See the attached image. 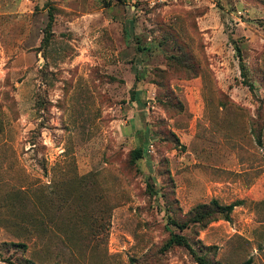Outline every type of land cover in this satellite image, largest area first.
<instances>
[{
	"label": "rangeland",
	"instance_id": "rangeland-1",
	"mask_svg": "<svg viewBox=\"0 0 264 264\" xmlns=\"http://www.w3.org/2000/svg\"><path fill=\"white\" fill-rule=\"evenodd\" d=\"M150 1L0 0V264H264V0Z\"/></svg>",
	"mask_w": 264,
	"mask_h": 264
},
{
	"label": "trees",
	"instance_id": "trees-1",
	"mask_svg": "<svg viewBox=\"0 0 264 264\" xmlns=\"http://www.w3.org/2000/svg\"><path fill=\"white\" fill-rule=\"evenodd\" d=\"M140 154H141V152H139ZM140 157V156H139ZM238 205V202H234V203H231V204H228V205H225V206H221V205H219L216 201H213L212 202V207H213V209H212V211H213V213H215V214H222V215H224V218L226 219V220H229V218H230V214H231V212L234 210V208L236 207ZM214 219H216V217L214 218ZM192 221H194V222H197V221H199V217L198 216H196L195 218H193V220ZM176 242H178V243H187L185 240H184V238H182V237H178V239H176L175 240ZM193 250V249H192ZM195 250H193V252H194ZM195 253V252H194ZM196 256V259H197V262H198V264H209L208 262H207V260H205V258L203 257V256H201V255H198L197 253L195 254ZM242 264H252V258H248L246 261H244Z\"/></svg>",
	"mask_w": 264,
	"mask_h": 264
},
{
	"label": "built area",
	"instance_id": "built-area-1",
	"mask_svg": "<svg viewBox=\"0 0 264 264\" xmlns=\"http://www.w3.org/2000/svg\"><path fill=\"white\" fill-rule=\"evenodd\" d=\"M208 0H151V5H167L172 2H182L188 8L199 7L205 4ZM153 147L151 146V150Z\"/></svg>",
	"mask_w": 264,
	"mask_h": 264
},
{
	"label": "crops",
	"instance_id": "crops-1",
	"mask_svg": "<svg viewBox=\"0 0 264 264\" xmlns=\"http://www.w3.org/2000/svg\"><path fill=\"white\" fill-rule=\"evenodd\" d=\"M121 26H122V25H121ZM122 29H123V28H122ZM118 32H119V33H118L117 35H121V30L118 31ZM129 46H130V49L132 50L134 44H133V43H130ZM119 47H120L121 49H120V50L118 49L116 52H120V51H122V48H123L122 44H121Z\"/></svg>",
	"mask_w": 264,
	"mask_h": 264
}]
</instances>
